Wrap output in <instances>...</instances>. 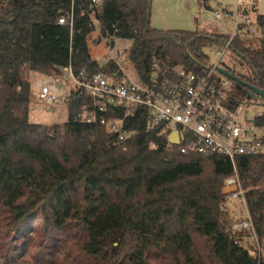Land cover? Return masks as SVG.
Instances as JSON below:
<instances>
[{
    "label": "trees",
    "instance_id": "obj_1",
    "mask_svg": "<svg viewBox=\"0 0 264 264\" xmlns=\"http://www.w3.org/2000/svg\"><path fill=\"white\" fill-rule=\"evenodd\" d=\"M90 3L0 0V264H264V245L259 253L247 247L223 208L222 182L233 170L226 156L180 153L144 107L124 119L132 135L122 150L104 126L83 121L91 99L77 87L63 123L29 120L30 71L115 70L112 59L99 63L89 54L94 20L96 42L131 40L126 60L142 80L154 61L200 70L208 47L229 37L153 28L150 0ZM61 16H72L71 24L58 23ZM255 18L264 26V15ZM228 51L249 70L239 78L264 92V38L250 49L234 37ZM234 84L239 101L251 98ZM122 114L116 108L107 116ZM235 166L254 231L264 237V154L240 155Z\"/></svg>",
    "mask_w": 264,
    "mask_h": 264
},
{
    "label": "built area",
    "instance_id": "obj_2",
    "mask_svg": "<svg viewBox=\"0 0 264 264\" xmlns=\"http://www.w3.org/2000/svg\"><path fill=\"white\" fill-rule=\"evenodd\" d=\"M100 3L101 0H91L90 6L97 8ZM71 18L61 16L57 22L71 24ZM222 19V14L214 11L213 24L208 28L217 27ZM253 20L248 14H239L234 31L225 33L229 37L222 46L208 47L207 59L197 71L180 65L163 68L154 61L149 77L142 80L137 74L130 75L117 57L112 59L116 64L112 73L81 70L74 76L69 67L60 72L63 78L73 81L74 87L84 89L91 99V108L85 107L83 121L104 126L122 150L127 148L132 135L124 126V119L137 107H144L150 125L159 127V133L177 132L180 153L226 156L233 170L224 177L221 192L229 199L240 200L246 207L245 189L239 180L235 159L240 155L264 154V123L258 121L261 115L248 114L243 100L239 101L234 94V81L217 68H226L221 59L229 52L232 38L244 40L245 47L250 49L261 46L262 27ZM52 80L54 90L48 84L38 89L39 101H57L62 84L58 76ZM116 108L122 109L123 114L107 116ZM232 227L233 231L244 232L250 238L253 252L262 250L264 237L259 238L255 233L247 207L244 218L234 221Z\"/></svg>",
    "mask_w": 264,
    "mask_h": 264
},
{
    "label": "rangeland",
    "instance_id": "obj_3",
    "mask_svg": "<svg viewBox=\"0 0 264 264\" xmlns=\"http://www.w3.org/2000/svg\"><path fill=\"white\" fill-rule=\"evenodd\" d=\"M208 6V9L205 8ZM238 7L246 9L251 19L256 20V15H264V0H150V26L159 30H205L209 33H232L235 29V19L239 14ZM219 11L223 19L217 22V27L211 26L214 21V11ZM239 13V14H238ZM254 21V20H253ZM94 30L87 39L89 54L97 62H106L108 59L120 57V62L130 75L136 76L135 70L126 60L128 48L131 45L130 39L101 38L96 42L99 35V25L94 20ZM204 27V28H203ZM264 34V26H262ZM207 52H210L208 49ZM119 52L122 54L119 55ZM221 63L233 67L235 73L248 75V68L239 63L238 58L231 52H226ZM54 75H47L30 71L28 81L32 91V99L29 106V113L32 114V122L43 124H61L66 120L67 113L65 100L69 91L74 87L70 79H65L62 74L58 75L63 90L59 92L56 102L44 103L37 99V91L43 84H48L54 90ZM249 115L264 114V100L260 98L242 99ZM55 104V105H54ZM52 107V109H48ZM229 215L230 225L236 220L245 216L246 207L240 200H232L225 197L224 207ZM234 228V227H232ZM243 243L249 247L250 238L243 237ZM150 264H157L151 261Z\"/></svg>",
    "mask_w": 264,
    "mask_h": 264
},
{
    "label": "water",
    "instance_id": "obj_4",
    "mask_svg": "<svg viewBox=\"0 0 264 264\" xmlns=\"http://www.w3.org/2000/svg\"><path fill=\"white\" fill-rule=\"evenodd\" d=\"M205 8L208 9V6H205ZM67 69L68 68H65V70H67ZM217 69L219 72L223 73L225 76L231 78L234 82H237L238 84L245 86L249 91L248 96H251L252 98H261L264 100V92L262 89L257 88L254 85L246 83L241 78H239V76L233 71H230V70L223 68V67H218ZM168 138L172 143H177L178 142L177 132H173V133L169 134Z\"/></svg>",
    "mask_w": 264,
    "mask_h": 264
},
{
    "label": "crops",
    "instance_id": "obj_5",
    "mask_svg": "<svg viewBox=\"0 0 264 264\" xmlns=\"http://www.w3.org/2000/svg\"><path fill=\"white\" fill-rule=\"evenodd\" d=\"M204 28V27H203ZM207 29H208V27H206ZM63 90V89H62ZM65 104V103H64ZM55 105V104H54ZM48 109H52V107H49ZM32 114L31 113H29V120L32 122Z\"/></svg>",
    "mask_w": 264,
    "mask_h": 264
},
{
    "label": "bare ground",
    "instance_id": "obj_6",
    "mask_svg": "<svg viewBox=\"0 0 264 264\" xmlns=\"http://www.w3.org/2000/svg\"><path fill=\"white\" fill-rule=\"evenodd\" d=\"M118 56V55H117ZM177 145V144H176Z\"/></svg>",
    "mask_w": 264,
    "mask_h": 264
}]
</instances>
